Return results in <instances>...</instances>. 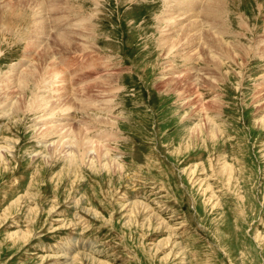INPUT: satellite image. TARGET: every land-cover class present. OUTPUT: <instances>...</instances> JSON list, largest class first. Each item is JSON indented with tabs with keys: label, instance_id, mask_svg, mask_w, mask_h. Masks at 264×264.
Returning <instances> with one entry per match:
<instances>
[{
	"label": "rangeland",
	"instance_id": "1",
	"mask_svg": "<svg viewBox=\"0 0 264 264\" xmlns=\"http://www.w3.org/2000/svg\"><path fill=\"white\" fill-rule=\"evenodd\" d=\"M172 2L0 0V264H264V0H225L214 62ZM65 124L98 153L60 154Z\"/></svg>",
	"mask_w": 264,
	"mask_h": 264
},
{
	"label": "bare ground",
	"instance_id": "2",
	"mask_svg": "<svg viewBox=\"0 0 264 264\" xmlns=\"http://www.w3.org/2000/svg\"><path fill=\"white\" fill-rule=\"evenodd\" d=\"M179 1H182V2L185 1L186 2L185 6L187 4H189V5L186 7L181 6V4H183V3L180 4V3H178ZM176 2L178 3V5L181 6L180 9H178V10H181L183 15L178 14V16H175L176 14L172 15V13H171V15L168 16L169 20L170 19H171V21L174 20L173 22L175 24V28H174L175 30L172 28L171 29L176 31L175 32L176 35L180 36V33H181V36L183 35V37L188 38V42L185 41L187 44L185 42H183V43H184V45L185 44L187 45L186 47H188V50L190 53H195L194 56L199 55V53H200L199 50L203 49L205 51L207 49L208 51L214 52L215 56L213 58L210 57V60H213V62H214L215 60L219 59L220 53L221 54L225 53L226 56L232 57L235 54V51L237 50V48L240 49V47H238V46L231 49L230 48L231 46L226 44V41L224 39V35L226 34V29H227L225 27L226 24H224L225 18H223L224 17L223 14L226 11L225 7H224L225 0H188V1L176 0ZM176 2L175 3L172 2V3L176 5L177 4ZM206 3H210V4H206ZM191 5H192V8H191ZM170 6H172V5H170ZM174 6H173V8H174ZM175 8H177V7H175ZM174 11H176V10H174ZM183 16H186V17H183ZM171 21H170V23H172ZM177 28H179V29L176 30ZM214 36H218L219 41H216ZM164 40H166V38ZM184 40H186V39H184ZM57 42H61V45H60L61 47H64V46L71 47L72 46V40L68 38V35L60 36L59 41H57ZM172 42H173L172 38L169 39L168 43L172 44ZM176 42H178V40ZM165 44L166 43H164L163 45H165ZM200 46H202V48ZM173 47L176 48V46H173ZM180 48H182V47L180 46ZM202 51H201V54L204 53V52L202 53ZM238 51H240V50H238ZM244 51L247 52L246 49H244ZM46 52H47L46 50L43 51V53H46ZM213 62H211V64H213ZM49 74L50 73H48V70L46 68L38 71L37 68L35 69V68L31 67V68H28L24 73H21V75H17L16 77H14L13 81H9L8 83L13 84V85H24V86L30 85V83H32L34 85L33 86L31 84L32 87L36 91H38L40 89V87L43 86V83H45V85L47 84V82H44L45 80L51 79V77L48 76ZM56 75H57V73L54 74V76H56ZM45 76H47V77H45ZM175 79H177V78H175ZM178 79H180V78L178 77ZM187 80H189V78H187ZM64 85L66 86V84H64ZM64 85L62 84L60 87H54L51 90H53L55 92L56 98H58L59 100H62V99L68 100V102L62 103V106H61L62 108H64L67 105V108L63 110V112H67L73 108L72 105H74V104H73V101H71L69 99V97H67V95H68L67 94V88H64L63 87ZM26 91L27 90L24 88L25 94H27ZM39 91H41V90H39ZM52 92H50V93H52ZM43 93H45V92H43ZM26 96H25L24 101L19 102V103H21V105L18 102L16 103L17 109H21L23 103H26L28 101V100H26V99H28L27 98L28 96L27 97ZM39 96L40 95L36 94V98L38 100H39ZM36 98L34 97L33 101H34V104L37 106L34 105L35 108L32 111H35V110L37 111L38 107H46L51 102V100L55 99V98L51 99V98H49V96L46 97V95L45 96L43 95L41 105H38L40 100L38 101ZM44 102H45V104H43ZM28 107L30 109V105H28ZM26 109H27V107H26ZM28 111H30V110H28ZM53 111H55V110H53ZM43 125L46 126V123H44ZM50 130H55L54 133H57L58 137L63 140L65 147H68V148H63V150L60 152V154H64L65 156L75 157L76 151H74V149H76V148H78V150L81 151L82 156L86 157V158L89 156L92 157L91 156L92 153L93 154H95L96 152L98 153V148L100 147L99 144H97L96 141L92 140V138L87 137V133H84L82 131V129L79 128L78 126H76V128H74V129H72V127L69 124H65L62 126L56 125L54 127H50L43 134L46 135V137L50 136L51 135ZM72 146H76V148L73 149ZM99 154H101V153H99ZM2 158H0V159H2ZM105 159H107V158L105 157L104 160ZM91 160H93V159H91ZM114 168H115V166H114Z\"/></svg>",
	"mask_w": 264,
	"mask_h": 264
}]
</instances>
